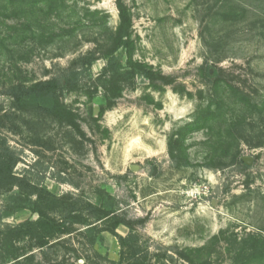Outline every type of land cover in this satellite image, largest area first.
Here are the masks:
<instances>
[{"label":"rangeland","instance_id":"374dc122","mask_svg":"<svg viewBox=\"0 0 264 264\" xmlns=\"http://www.w3.org/2000/svg\"><path fill=\"white\" fill-rule=\"evenodd\" d=\"M71 1L79 9L109 15V28L117 29L116 0ZM123 1L133 15L134 58L175 84L158 81L153 85L139 75L123 82L121 96L113 100L99 80L107 61L97 60L90 71H80L78 89L63 97L78 114L85 137L37 117L16 134L3 130L20 158L15 174L58 198L66 197L68 208L84 210L91 203L116 212L133 225L145 264H191L183 257L186 251L203 248L207 249L201 254L191 255L196 264H236L244 239L264 237V147L241 145L243 160L251 163L247 168L231 164L224 169L209 168L207 154L213 136L208 130L195 132L187 136L186 143L192 166L177 169L168 141L194 120L199 93L207 91L202 73L208 58L203 39L207 22L212 23L214 38L225 39L224 61L218 66L264 101V0H238L249 13L236 23L223 22L217 15L221 0ZM0 21L20 27L34 22V28L21 37L24 55L0 52V112L11 109V100L2 94L5 85L49 79L95 49L97 41L103 42L101 31L88 22L72 37L46 45L33 39L39 24L57 32L74 25L57 19L37 23V16L23 11L10 20L0 13ZM25 56L29 61L22 59ZM183 89L194 98L182 93ZM109 98L113 107L99 117ZM257 122L252 123L256 132L249 127L251 137L258 131L264 134V116ZM8 197H0V211ZM62 205L66 206L59 203L56 208ZM37 217L26 211L3 219L0 228ZM99 226L96 246L77 231L64 237V245L44 264H120L119 239L101 232L105 227ZM76 228L87 229L83 225ZM117 233L127 237L130 229L121 225ZM34 253L41 261V253Z\"/></svg>","mask_w":264,"mask_h":264},{"label":"trees","instance_id":"16d2710c","mask_svg":"<svg viewBox=\"0 0 264 264\" xmlns=\"http://www.w3.org/2000/svg\"><path fill=\"white\" fill-rule=\"evenodd\" d=\"M116 4L119 24L113 31L108 26L109 15L79 9L76 1L0 0V13L5 19H13L23 11L37 16L40 21L37 23L44 24L57 19L74 25L57 32L56 28L47 31L45 26L39 24V31H33V39L46 45L53 44L58 38L72 37L78 27L86 22L99 29L103 39V42L97 41L95 49L80 56L70 67L60 69L49 79L11 82L4 87L2 94L11 100V109H2L0 112V197H9L0 211V221L26 211L34 212L38 217L0 228V264H44L64 245L63 238L77 231L91 238L92 245L96 246L95 234L100 233L99 225L105 227L101 232H109L119 239L122 247L120 264H145L137 246L133 225L125 222L116 212L91 203L86 204L84 210H78L74 206L68 208L66 197L58 198L46 189L41 190L27 179L17 176L15 168L20 163L19 155L10 145L8 137L2 134L3 130L12 134L21 132L24 125L31 123L28 120L37 117L57 122L85 137L78 122V114L65 104L63 97L78 89L80 71H90L101 58L107 61V66L104 77L99 80L113 100L121 96L123 82L139 75L147 78L153 85L158 81L164 85L175 84L172 78L155 72L152 67L134 58L137 46L133 15L123 0H116ZM220 4L217 15L226 23H236L249 13L248 8L238 0H221ZM211 25V22H207L203 33L204 44L208 49V58L202 67L207 91L199 93L200 106L194 120L180 127L168 141L169 155L177 169L192 166L186 143L187 136L195 132L208 130L213 136L210 152L207 154L206 166L209 168L224 169L228 164L247 168L241 156V145L245 143L252 148L264 147L263 131H258L254 137L248 134L249 127L256 132L254 124L263 119L264 101L255 91H249L246 86L238 84L230 73L218 66L224 61L222 51L226 44L224 38L216 39L210 34ZM33 26L34 22L30 21L22 27L0 21V52L24 55L21 37L27 35V30L33 29ZM53 26L55 27L54 24ZM122 55L126 57L125 63ZM22 59L29 61L28 56ZM184 92L187 97L194 98L186 89H183L182 93ZM111 98L109 104L101 109L99 117L113 107ZM59 203H65L66 206L56 208ZM77 225H83L87 229L78 230ZM121 225L130 229L127 237H121L117 233ZM206 249L187 250L183 257L189 263L196 264L191 255H199ZM37 250L41 253V261L34 253ZM236 264H264V237L250 235L244 239Z\"/></svg>","mask_w":264,"mask_h":264},{"label":"water","instance_id":"95a60500","mask_svg":"<svg viewBox=\"0 0 264 264\" xmlns=\"http://www.w3.org/2000/svg\"><path fill=\"white\" fill-rule=\"evenodd\" d=\"M244 162H245L246 164H248V165L251 164L250 162H248V160H247L246 158H244Z\"/></svg>","mask_w":264,"mask_h":264}]
</instances>
